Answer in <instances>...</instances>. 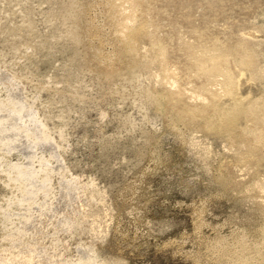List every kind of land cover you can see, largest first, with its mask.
<instances>
[{"label":"rangeland","instance_id":"obj_1","mask_svg":"<svg viewBox=\"0 0 264 264\" xmlns=\"http://www.w3.org/2000/svg\"><path fill=\"white\" fill-rule=\"evenodd\" d=\"M113 1L0 0V264H264V113L224 128L186 51L264 83V0H140L133 50Z\"/></svg>","mask_w":264,"mask_h":264},{"label":"bare ground","instance_id":"obj_2","mask_svg":"<svg viewBox=\"0 0 264 264\" xmlns=\"http://www.w3.org/2000/svg\"><path fill=\"white\" fill-rule=\"evenodd\" d=\"M118 1H119V4L126 3V5H127V7L124 6L125 15L123 13V16H125L124 17L125 21L123 23H121V25L119 26L118 35L121 36L123 43L128 45L129 48L131 50H133L136 46L135 42H136V39L138 36V32L136 30L137 28L135 29V23H136L135 22V18H136L135 17V12H136L135 10L141 11L142 8L140 9L138 7H140V5H142V4H140V0H115L113 2L114 3L117 2V4H118ZM119 4L116 5V3H115L116 6H120V7L122 6L121 8H123V5H125V4H123V5H119ZM120 7H119V9L121 11H124V8L122 10ZM145 9H147V8H145ZM143 11H141V12H143ZM119 13H121V12H119ZM136 13H138V12H136ZM146 13H148V12H146ZM136 16H137V14H136ZM140 16H138V17L140 18ZM148 16H150V15H148ZM139 20H141V19H139ZM144 21H145V19H144ZM139 23H142V22H139ZM138 30H139V28H138ZM201 39H203V38H201ZM199 41L200 42L203 41L201 43L206 42L205 40H199ZM153 43H155V41ZM201 43H199V44H201ZM207 44L208 43L203 44V45H199L195 48L193 47L192 49L189 48L186 50L188 57H189V62H190L189 67L196 72L198 77L201 76L202 79L205 78L206 79L205 81L210 83L209 84L210 88L212 87L211 86L212 84H216L219 86L218 87L220 89L219 91H221L220 95H218L219 91H217L218 94L210 91V94L212 95V98H213L212 101L214 102L213 105H214V109H215L214 110L215 116L219 119V121L221 122L223 127L224 128L228 127L231 129L237 128V129H241L244 131L247 130V132H248V130H249L248 119L250 117H254L256 119V117L259 114L264 113V102L262 101V97H261L263 92H264V83L262 82V80L260 81L259 80L260 78L257 77L256 74H254L255 72L253 73V71L251 70V68H252L251 63H252L253 59H251L252 57L247 55V53L242 52V49H240L241 47L240 48L235 47L232 49H226V48L222 49L220 46H217L214 44L213 45H207ZM230 60H233L234 64L236 62L238 64V66H240L238 78H236V79H232L228 74V63H230L229 62ZM219 77H221V78H219ZM240 83L241 84L243 83L244 85L245 84H247V85L252 84V85L257 86V88L260 92V97L259 96L258 97H249L247 94L241 93L239 91ZM205 86L208 87V84H205ZM255 86H254V88H255ZM245 87H247V86L245 85ZM213 88H214V86H213ZM250 88L251 87H249V89ZM243 89H245V88H243ZM207 90L208 89L203 88L200 92H202V91L203 92L204 91L209 92ZM250 131H251V129H250ZM262 189H263V187H262ZM241 260H242V262H244V257H241Z\"/></svg>","mask_w":264,"mask_h":264}]
</instances>
